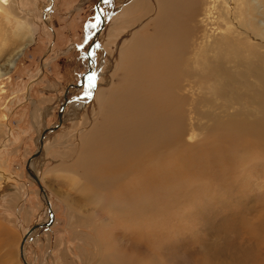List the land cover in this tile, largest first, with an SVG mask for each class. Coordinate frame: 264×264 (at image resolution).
Returning a JSON list of instances; mask_svg holds the SVG:
<instances>
[{
    "label": "rangeland",
    "instance_id": "374dc122",
    "mask_svg": "<svg viewBox=\"0 0 264 264\" xmlns=\"http://www.w3.org/2000/svg\"><path fill=\"white\" fill-rule=\"evenodd\" d=\"M167 1L141 0L142 11H134L129 0H7L11 14L0 12V264H23V237L51 219L27 164L43 130L59 123L67 89L64 122L34 162L54 219L26 241L30 264H264V42L236 20L232 38L216 36L191 69L186 52L180 61L159 56L181 40L189 48L199 30L182 16L192 0ZM257 20L264 29V15ZM118 36L126 40L119 46ZM89 52L96 62L90 96L88 80L73 87L92 74ZM253 122L259 133L233 126ZM148 144L151 153L142 151ZM170 157L179 171L196 162L148 190L127 188L142 177L141 164ZM129 161L140 164L124 172Z\"/></svg>",
    "mask_w": 264,
    "mask_h": 264
},
{
    "label": "bare ground",
    "instance_id": "6f19581e",
    "mask_svg": "<svg viewBox=\"0 0 264 264\" xmlns=\"http://www.w3.org/2000/svg\"><path fill=\"white\" fill-rule=\"evenodd\" d=\"M149 1H152V2H155V1H158V0H148ZM166 1V0H165ZM170 1V0H168ZM167 1V3H168ZM174 1V0H172ZM177 1V0H176ZM190 0H187L184 4H181V5H185L187 2H189ZM131 2V3H130ZM161 2V1H160ZM129 5H128V9L129 10H134V11H142V7H143V4L141 3V0H135V1H132V0H129ZM151 3V2H150ZM170 3V2H169ZM137 4L140 5L141 7L138 9L137 7ZM149 4V3H148ZM152 4V3H151ZM162 4V3H160ZM153 5V4H152ZM147 6V5H146ZM155 6H157V10L158 9H163V8H160L158 6V4L156 5L155 3ZM166 6V5H165ZM164 6V7H165ZM176 6V5H175ZM189 7V10H183V17H187L188 18V23L191 24L193 22H195V27H197L199 30H198V33L196 35V37L194 38V40L192 41V44L189 45V48L188 46H186V44H183L182 40L179 42H177V40H174L177 42V44H174L172 46H170L171 48H167V52H165L164 49L161 50V53L159 52V56L162 55V54H165L164 57L168 58V54L171 58H176L178 59V61H180L181 59H183L184 57V53L186 52V56L188 57L187 58V62H189V65H187L188 67H190V62H195L196 63H199V60L205 56H207L209 54V51L211 49V45L212 43L214 42L216 36L218 35H221V36H225L227 35L229 38H232V30L231 29L233 28L231 25H229V22H234L236 20H241V23H237V27L238 28H241L243 31H246V28H249L248 32L250 33L249 37L251 36L253 39H255L259 44L263 43L264 42V29H263V26L258 24V17H260L261 15H264V0H192L191 3H190V6ZM148 8V7H147ZM180 8V6H179ZM186 8V7H185ZM183 9V8H182ZM168 10V9H167ZM2 11H5L7 12L8 14H11V12L9 11V7H8V3H7V0H0V12ZM102 11V10H101ZM155 11V10H154ZM162 11V10H161ZM125 12V15H127L126 12L128 11H124ZM102 15H100V18H101V26H105L106 25V18L104 16V13L103 11L101 12ZM134 13V12H133ZM132 13V14H133ZM161 13V12H159ZM174 13V12H173ZM172 13V14H173ZM184 13H187V14H184ZM168 14V13H167ZM124 15V13L121 14V17ZM166 15V14H164ZM170 15V14H169ZM128 16V15H127ZM180 16L179 17V20H183V17ZM163 17V16H162ZM170 17V16H169ZM167 16V18H169ZM175 17V16H174ZM164 18V17H163ZM178 18V17H177ZM10 19V18H9ZM121 20V19H120ZM165 20V18L163 19ZM178 20V19H177ZM223 22H225L227 24V28H223L225 24H223ZM120 23V22H119ZM194 25V24H193ZM192 25V26H193ZM234 25H236L234 23ZM100 26V27H101ZM119 26V24H118ZM178 27V26H177ZM120 30H118V32L120 33L121 30H123V27H120ZM192 29V28H191ZM234 29V28H233ZM237 30V29H236ZM176 32V30H174ZM239 31V30H238ZM236 32V31H235ZM241 32V31H240ZM134 33V32H133ZM170 33V32H169ZM246 33V32H245ZM137 34V33H136ZM164 34V33H163ZM168 34V32H167ZM166 34V35H167ZM175 34V33H174ZM241 34V33H240ZM128 35V38H129V34ZM162 35V34H161ZM165 36V35H164ZM171 37V36H170ZM178 37H179V34H178ZM174 38V36L172 37ZM171 38V39H172ZM184 38V37H183ZM170 39V38H168ZM177 39V38H175ZM185 39V38H184ZM130 40H132L131 38V34H130ZM136 40V39H135ZM141 40V39H140ZM180 40V38H179ZM178 40V41H179ZM186 40V39H185ZM122 41H126L125 39L122 40L121 37L119 38L118 36V40L116 42L117 46H119ZM138 42V41H136ZM175 42V43H176ZM141 44V43H139ZM183 44V45H182ZM143 44H141L142 46ZM160 45V44H159ZM163 45V44H162ZM135 46V45H134ZM140 46V47H141ZM160 47V46H159ZM136 48V47H135ZM143 48V47H142ZM141 48V50H143ZM157 48V46L155 47ZM120 49V47H119ZM126 47H122L121 50H120V56L121 58L123 57L124 55V52L126 53ZM137 49V48H136ZM140 49V48H138ZM187 49V50H186ZM149 50V49H148ZM147 50V51H148ZM215 51V53H217V48H214L213 49ZM129 51V50H128ZM145 51V50H144ZM144 51H143V54H144ZM147 51L145 53H147ZM154 51V50H153ZM157 53V52H156ZM132 54V53H130ZM142 54V55H143ZM149 54V53H148ZM190 54V55H189ZM154 55V54H153ZM156 56V55H155ZM186 56L184 57L186 59ZM130 57V56H129ZM146 57H149V56H146ZM153 57V56H152ZM158 57V55H157ZM156 57V58H157ZM138 57H136L137 59ZM132 62L134 59L132 58H129ZM159 59V58H157ZM162 59V57H161ZM163 60V59H162ZM91 61V62H90ZM152 61V59H151ZM150 61V62H151ZM89 62L91 63V71H92V74L96 72V62L94 61L93 57L92 56H89ZM149 62V63H150ZM10 65L12 66L14 64V61L13 60H10ZM158 63V62H157ZM163 63V62H162ZM159 64V63H158ZM172 64V63H171ZM153 65V64H152ZM165 65V64H164ZM134 67V66H133ZM155 67V66H154ZM152 67V68H154ZM164 67V66H163ZM162 67V68H163ZM192 67V66H191ZM190 67V69H191ZM160 68V67H159ZM6 70V69H5ZM146 71V70H145ZM158 71V70H157ZM165 71V70H164ZM5 73V72H4ZM3 74L2 72V69L0 68V75ZM90 74V75H92ZM89 75V76H90ZM88 76V77H89ZM87 77V78H88ZM85 79L84 81V84L87 83V80L88 79ZM75 87V86H73ZM77 88V87H76ZM192 89V87H191ZM69 92H70V89L68 90V95H67V100L68 102L70 101V98H69ZM90 96V95H89ZM131 96V95H130ZM264 98V97H263ZM262 99V98H261ZM263 100V99H262ZM65 101V98L63 99V102ZM139 101V100H138ZM261 101V100H260ZM115 105V104H114ZM124 105V104H123ZM260 106L262 108H264V103H260ZM66 107V106H65ZM64 107V108H65ZM134 107V106H133ZM63 108V107H62ZM64 108L61 109L63 110V119H62V122L61 124L57 123V129L63 124V120H64ZM262 113V112H261ZM120 116V115H119ZM122 116V115H121ZM126 116V115H125ZM130 116V115H128ZM126 116V117H128ZM132 116V115H131ZM259 116V115H258ZM124 116H122L123 118ZM128 118H131V117H128ZM263 118V116H262ZM125 119V118H124ZM122 119V120H124ZM133 119V118H132ZM116 120V119H115ZM128 120V119H126ZM259 120V119H258ZM254 121V120H253ZM256 121V120H255ZM258 122V121H257ZM252 123V125H248V124H240V125H234V127H237L238 126V129H242V131L245 133V134H248L249 132H251L250 130H253L255 131L256 133H259L260 131L256 130L254 128V126H256L258 123ZM114 123V122H112ZM103 124V123H102ZM129 124V123H128ZM130 125V124H129ZM101 126V125H100ZM99 126V127H100ZM112 127H114L113 125H111ZM117 126V125H116ZM124 126V125H123ZM127 126V124H126ZM125 126V127H126ZM260 126V125H259ZM102 127V126H101ZM118 127V126H117ZM123 127V128H125ZM258 127V126H257ZM105 128V127H104ZM108 128V127H107ZM111 128V127H110ZM127 128V127H126ZM129 128V127H128ZM259 128V127H258ZM45 129H48V128H45ZM118 129V128H117ZM115 130L116 133L117 131H120L119 129L118 130ZM56 130V129H55ZM53 130V131H55ZM44 131V130H43ZM131 132V131H130ZM50 133V131L48 133H46L45 137H44V145H45V140H46V136H48ZM128 133V132H127ZM114 134V133H113ZM121 134V133H120ZM133 134V133H132ZM42 135V134H41ZM120 136V135H119ZM129 136V135H128ZM41 137V136H40ZM121 137V136H120ZM261 137V136H260ZM131 141L133 140L132 137H130ZM156 138V137H154ZM262 138V137H261ZM124 139V137H123ZM135 139V138H134ZM121 140V138H120ZM129 140V139H128ZM116 141V139H115ZM125 141V139H124ZM141 141V140H140ZM155 141V140H154ZM260 141H263V138L262 140L260 139ZM249 141H245V143H247ZM133 143V142H132ZM167 143V142H166ZM39 144H40V138H39ZM163 144V143H162ZM44 145H43V149H44ZM129 145V144H127ZM150 144L148 145H145L143 146V150L141 149V146H137L136 148H140L142 151L144 152H147V153H151L152 152V148H150L149 146ZM131 146V145H130ZM128 147V146H127ZM135 147V146H134ZM132 148V147H131ZM130 148V149H131ZM43 152V150H42ZM42 152L41 154L34 158L31 162V165L33 167V169H35V159L39 158L41 155H42ZM229 152V150H228ZM139 154V153H138ZM143 154V153H142ZM224 154V153H222ZM232 154V153H231ZM144 155V154H143ZM133 157V156H132ZM131 157V158H132ZM224 157V156H223ZM243 157V156H242ZM130 158V159H131ZM226 158V157H225ZM133 159V158H132ZM135 159V158H134ZM221 159H223L221 157ZM158 160V159H156ZM190 163H185L184 164V168L188 167L189 165H192V164H195L193 158L190 159ZM225 161V160H224ZM227 161V160H226ZM148 163V161H147ZM147 163L144 162V164H141L140 168L142 169V172L143 175L141 178L137 177L136 179H131L133 181L131 182H128L126 183V186H128L127 188L132 190V189H138V190H143V189H147L148 190V187L151 188V186L154 184V182H156V180H159L162 181L164 178H167V177H170L169 179H174L175 176H177L179 173L181 174L185 169L182 168L181 170L183 171H179L180 170V167L178 165V163L175 161V158L173 159L172 157L168 158V159H164V160H158L157 163H155L153 166L148 167L145 166L147 165ZM139 162L135 163V162H131L129 161V164H126L124 167H122L124 170V172H126V167H129V165H133L132 167H137L139 166ZM120 165V164H119ZM121 168V169H122ZM35 171V170H34ZM35 173L38 175V177L40 176L39 175V170L38 171H35ZM184 173V172H183ZM118 174V173H117ZM139 174V175H140ZM138 175V176H139ZM31 177V176H30ZM32 178V177H31ZM33 179V178H32ZM40 179V177H39ZM36 182V181H35ZM40 182L42 183L41 179H40ZM43 184V183H42ZM44 186V185H43ZM44 189H45V195L48 197V200L50 201L49 199V195L47 193V190L44 186ZM40 195L42 196L43 200L46 202V199H45V195L43 193L40 192ZM51 217V213H50V216ZM39 229V228H38ZM38 229L34 230L31 232L30 236L35 232V231H38ZM116 251V253L118 252V247L115 246L114 248ZM115 253V262H117V254ZM25 257H26V254H25ZM27 260V258H26ZM28 261V260H27ZM29 262V261H28ZM103 264H106L105 261H103ZM238 264H245V261L244 260H241L238 262Z\"/></svg>",
    "mask_w": 264,
    "mask_h": 264
},
{
    "label": "water",
    "instance_id": "95a60500",
    "mask_svg": "<svg viewBox=\"0 0 264 264\" xmlns=\"http://www.w3.org/2000/svg\"><path fill=\"white\" fill-rule=\"evenodd\" d=\"M101 3H102V0H100V4H101ZM98 10H99L100 15H102V13H101L102 11H101V9L99 8V6H98ZM101 27H102V26H101ZM99 31H100V30H99ZM99 31H97V33H96L95 40L97 39V36H98V34H99ZM95 40H94V41H95ZM88 57H89V56H88ZM90 62H91V61H90ZM90 62H89V65L91 66V63H90ZM84 81H85V79L83 78L82 81H81L80 83L73 84V86H75V87H80V86H82V85L84 84ZM67 92H68V89H67ZM64 98H65V101H64L63 104H62V107H63V108H64V107L66 106V104L68 103V100H67V93L65 94ZM63 108H62V109H63ZM62 119H63V110H60V112H59V124H61ZM55 129H57V124H55V125L49 127L48 129H45V130L42 132V135H41V137H40L39 149H38V150L35 152V154L29 159L28 164H27V171H28V173H29L30 176L36 181V183L38 184V186H39V188H40V192L43 193L44 195H45V193H46V192H45V189H44V186H43V184L40 182V179H39L38 175L35 173V171H34L32 165H31V162H32V160H33L34 158L38 157V156L41 154V152H42V150H43L44 137H45L46 133H48L49 131H53V130H55ZM45 199H46V204H47V206H48V209H49V211H50V213H51V219H50L49 222H43V223H41V224H36V225H34V226L29 230V232L23 237L22 242H21V244H20V258H21L23 264H30V263L26 260V257H25V244H26V241L28 240V238L30 237L31 232L34 231V230H36V229H38V228H40V227H42V226H44V225L48 227V226H50V225L53 223L54 212H53V210H52L51 203H50V201L48 200V197H47L46 195H45Z\"/></svg>",
    "mask_w": 264,
    "mask_h": 264
},
{
    "label": "snow or ice",
    "instance_id": "6c2138e0",
    "mask_svg": "<svg viewBox=\"0 0 264 264\" xmlns=\"http://www.w3.org/2000/svg\"><path fill=\"white\" fill-rule=\"evenodd\" d=\"M92 55H94V53H91V52L87 53V56H92ZM87 79H88V89H89V91L86 92L85 95H90L91 94L90 93V89L94 86L93 81L95 79V73L90 75Z\"/></svg>",
    "mask_w": 264,
    "mask_h": 264
}]
</instances>
